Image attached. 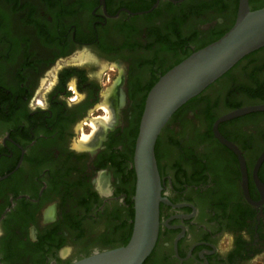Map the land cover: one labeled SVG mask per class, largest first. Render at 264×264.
I'll use <instances>...</instances> for the list:
<instances>
[{"label": "flooded vegetation", "instance_id": "flooded-vegetation-1", "mask_svg": "<svg viewBox=\"0 0 264 264\" xmlns=\"http://www.w3.org/2000/svg\"><path fill=\"white\" fill-rule=\"evenodd\" d=\"M238 2L0 0L2 264H69L129 240L146 94L227 31ZM262 104L264 46L162 128L155 156L169 203L143 264L264 255V109L221 120Z\"/></svg>", "mask_w": 264, "mask_h": 264}, {"label": "water", "instance_id": "water-1", "mask_svg": "<svg viewBox=\"0 0 264 264\" xmlns=\"http://www.w3.org/2000/svg\"><path fill=\"white\" fill-rule=\"evenodd\" d=\"M262 46L264 6L250 9L248 0H239L235 21L225 33L191 52L158 78L146 94L134 145L136 180L130 238L124 245L96 251L69 264H143L157 241L159 204L169 203L161 195V179L155 156V144L162 128L184 103L201 93L245 55ZM263 109L264 104L242 107L221 120Z\"/></svg>", "mask_w": 264, "mask_h": 264}, {"label": "rangeland", "instance_id": "rangeland-1", "mask_svg": "<svg viewBox=\"0 0 264 264\" xmlns=\"http://www.w3.org/2000/svg\"><path fill=\"white\" fill-rule=\"evenodd\" d=\"M264 255L258 258L257 264H263Z\"/></svg>", "mask_w": 264, "mask_h": 264}, {"label": "trees", "instance_id": "trees-1", "mask_svg": "<svg viewBox=\"0 0 264 264\" xmlns=\"http://www.w3.org/2000/svg\"><path fill=\"white\" fill-rule=\"evenodd\" d=\"M225 32H226V31H225ZM225 32H224V33H225ZM222 34H223V33H222ZM222 34H221V35H222ZM221 35H220V36H221ZM220 36H219V37H220ZM219 37H218V38H219ZM216 39H217V38H216ZM216 39H215V40H216ZM188 55H189V53H188L186 56H188ZM181 60H182V59H181ZM181 60L176 61L175 64H177V63L180 62ZM175 64H173V65H175ZM164 72H165V71H164ZM164 72H163V73H164ZM163 73H162V74H163ZM157 80H158V78H157ZM155 149H156V144H155ZM145 261H146V260H145ZM145 261H144V262H145ZM144 262H143V263H144Z\"/></svg>", "mask_w": 264, "mask_h": 264}, {"label": "bare ground", "instance_id": "bare-ground-1", "mask_svg": "<svg viewBox=\"0 0 264 264\" xmlns=\"http://www.w3.org/2000/svg\"><path fill=\"white\" fill-rule=\"evenodd\" d=\"M114 91V90H113ZM107 94V93H106Z\"/></svg>", "mask_w": 264, "mask_h": 264}]
</instances>
